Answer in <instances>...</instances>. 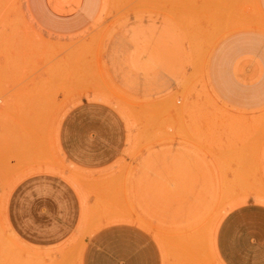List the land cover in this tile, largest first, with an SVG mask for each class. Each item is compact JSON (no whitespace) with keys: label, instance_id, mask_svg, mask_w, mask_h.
Segmentation results:
<instances>
[{"label":"rangeland","instance_id":"rangeland-1","mask_svg":"<svg viewBox=\"0 0 264 264\" xmlns=\"http://www.w3.org/2000/svg\"><path fill=\"white\" fill-rule=\"evenodd\" d=\"M255 27L264 28L262 0H101L93 33L49 35L26 0H0V264H81L83 239L132 221L121 213L175 235L176 249L187 236L191 264L197 252L219 264L214 238L225 215L264 204V114L241 113L219 95L216 60L223 33ZM83 101L112 108L128 137L122 156L92 178L57 146L60 123ZM36 150L89 208L79 240L47 252L19 244L4 218L24 154Z\"/></svg>","mask_w":264,"mask_h":264},{"label":"crops","instance_id":"crops-1","mask_svg":"<svg viewBox=\"0 0 264 264\" xmlns=\"http://www.w3.org/2000/svg\"><path fill=\"white\" fill-rule=\"evenodd\" d=\"M76 2V6L70 7L60 0H26V8L45 34L93 33L101 0ZM262 4L264 8V0ZM223 36L216 59L219 95L238 104L233 107L241 113L264 114V28H234ZM127 140V129L119 115L104 104L90 101L73 107L60 123L57 134L61 156L88 178L113 165L122 156ZM10 141L9 148L15 146ZM23 145L31 147L32 141L24 140ZM27 154L23 167L17 170L24 174L4 200L5 224L11 236L25 248L40 252L78 241L84 211H89L86 202L83 207L79 187L45 171L47 155L43 150H36L34 158ZM10 155L11 152L9 159ZM9 165L16 169V162L9 160ZM123 216L132 221L120 219L89 232L83 239L81 264H191L192 250L187 236L179 235L183 242L179 241L182 244L176 249L175 235H161L156 224L144 223L133 214L121 213ZM171 218L176 225V218ZM187 221L180 219L181 227ZM214 239L219 264H264V204L249 201L228 212ZM195 255L196 264H204L203 256L198 252Z\"/></svg>","mask_w":264,"mask_h":264},{"label":"bare ground","instance_id":"bare-ground-1","mask_svg":"<svg viewBox=\"0 0 264 264\" xmlns=\"http://www.w3.org/2000/svg\"><path fill=\"white\" fill-rule=\"evenodd\" d=\"M235 25V24H234ZM254 27V26H253ZM237 30V29H236ZM63 88V87H62ZM56 109V108H55Z\"/></svg>","mask_w":264,"mask_h":264}]
</instances>
